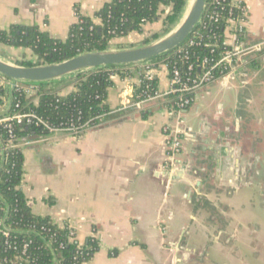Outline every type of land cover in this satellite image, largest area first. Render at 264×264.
<instances>
[{
  "label": "crops",
  "instance_id": "obj_1",
  "mask_svg": "<svg viewBox=\"0 0 264 264\" xmlns=\"http://www.w3.org/2000/svg\"><path fill=\"white\" fill-rule=\"evenodd\" d=\"M109 1L0 0V29L37 25L65 39L78 14L92 17ZM247 8L246 36L264 39V0H248ZM0 57L38 60L2 43ZM257 61H241V76L198 93L182 115L183 150L170 171L162 127L175 120L154 106L145 118L132 114L75 138L54 135L37 142L46 143L41 150L27 146L20 190L31 212L69 225L79 244L97 240L82 264H264V55ZM157 79L166 90L164 68ZM112 81L107 104L115 110L133 99L136 75L115 73Z\"/></svg>",
  "mask_w": 264,
  "mask_h": 264
},
{
  "label": "trees",
  "instance_id": "obj_2",
  "mask_svg": "<svg viewBox=\"0 0 264 264\" xmlns=\"http://www.w3.org/2000/svg\"><path fill=\"white\" fill-rule=\"evenodd\" d=\"M211 1L207 0L208 12L217 11L215 5H210ZM186 3L187 0H110L95 11L92 17L78 14L77 21L69 26L65 39L53 38L37 25L12 24L7 29H0V43L27 48L38 58L34 62L20 61L18 62L20 65L58 63L84 52L111 49L112 39L125 37L131 33L141 35L145 24L157 22L162 16V32L166 34L179 21ZM216 13L223 16L225 12ZM94 20H98L99 23H95ZM223 26L221 19L218 23L210 22L209 28L203 30L204 42L214 41L205 37L209 29L216 33V42H220L222 39L219 36L222 34ZM158 37V33H153L150 38L144 39L143 44ZM214 49L215 51L211 52L209 47L199 46L193 51L200 58L204 56L216 58L221 48L214 47ZM169 55V53L165 54L149 62L157 68L160 63L157 61L162 60L161 63L170 68L175 60L173 57L167 58ZM259 58L253 55L244 60L256 65ZM128 66L130 65L97 68L61 80L36 84L39 87L37 105L33 104L32 97L24 98L15 91L9 93L10 101L14 104L17 99L20 100L22 107L32 108L50 126L57 128L69 124L80 126L85 123L93 126L99 122V118L109 122L119 121L131 109L127 112L113 113L107 104V93L113 86L112 76L115 73L121 77L133 75L129 71H124ZM52 83H55V86ZM56 84L72 85L74 90L62 95ZM157 86V78L143 81L139 87L135 86L132 100H139L143 91L154 90ZM3 95H8V92L0 87V97ZM170 97L177 98L173 95ZM155 105L157 103L144 105L139 111L140 116L145 118L149 113L148 109L152 106L162 109V105ZM166 105L172 106L170 103ZM173 108H176L174 104ZM188 108L189 106L186 110ZM16 134L19 138H23L30 135L45 136L48 133L41 127L23 124L16 127ZM23 159L22 151H15L5 163L0 164V205L4 209L1 216L11 236L9 240L11 247L0 246L1 260L6 261L4 264H9L11 261H15V264H82L88 261L98 250V242L95 238H88L85 243L79 244L75 238L69 237L71 229L67 224L60 226L53 223L49 217H41L31 212L20 190ZM31 226H35L34 230ZM41 226L46 229L41 230ZM25 242H28V246L25 253L21 254ZM15 256H19V259L15 260Z\"/></svg>",
  "mask_w": 264,
  "mask_h": 264
},
{
  "label": "built area",
  "instance_id": "obj_3",
  "mask_svg": "<svg viewBox=\"0 0 264 264\" xmlns=\"http://www.w3.org/2000/svg\"><path fill=\"white\" fill-rule=\"evenodd\" d=\"M247 1L212 0L210 5H215V8L220 13L225 12L223 16L216 13L217 11L208 12L209 8L207 9L206 2L204 9L206 13L204 14L203 12L192 34L179 47L169 53L170 55L167 58L173 57L175 60L170 68L164 63L159 64L156 68L151 62L145 61L130 65L124 69V71H129L131 74L136 75V86L138 87L143 81L156 79L157 71L160 68H164L168 72L169 84L166 90H160L157 86L154 90L143 91L139 100L124 102L118 108L112 110L113 113H116L122 111L127 112L131 109L129 113L122 116L124 118L139 113L143 109V106L148 103L156 101L157 105L155 106L162 105V109L175 120L173 124H165L162 127L166 138L165 164L168 171L173 169L175 166L174 159L183 150L184 130L182 127V115L186 108L193 103L198 93L219 80L228 79L232 76H241L242 71L239 70L237 65L247 57L253 55L261 57L264 55V39L251 40L246 36V23L249 16ZM219 19L224 24L222 34L219 36L222 40L216 42V33L209 29L205 37H209V39H213L214 41L211 43L204 42L203 30L209 28L210 22L218 23ZM199 46L209 47L211 52L215 51L214 47L221 48V50L217 53L216 58H208L205 56L200 58L193 51L195 47ZM0 87L8 92V95L0 97V164L5 163L11 153L23 151L24 147L37 143L38 141H44L54 135L65 134L75 138L91 129L110 123L99 118V122L93 126L85 123L80 126L69 124L62 128L52 127L32 108L22 107L20 100L17 99L14 104L10 101L11 95L9 93L15 91L24 98L32 97L33 104L37 105L39 87L36 83H13L0 76ZM172 95L177 96V98L173 99V97H170ZM168 103L172 104V106H165ZM173 104L176 108H173ZM23 124H32L36 127H41L48 134L45 136L38 135L39 138L36 139L29 138L33 135L19 138L16 134V127ZM3 211L4 209L0 205V246L11 247L9 243L11 238L10 230L4 225L3 217L1 216ZM67 226L71 229L69 237L73 239L74 230L69 225ZM34 228L35 226H31V229L34 230ZM40 229L45 230L46 227L41 226ZM27 246L28 242L23 243L21 254L25 253ZM1 259L0 264H4L6 261ZM14 259H19V256H15ZM9 264H15V261H11Z\"/></svg>",
  "mask_w": 264,
  "mask_h": 264
},
{
  "label": "water",
  "instance_id": "obj_4",
  "mask_svg": "<svg viewBox=\"0 0 264 264\" xmlns=\"http://www.w3.org/2000/svg\"><path fill=\"white\" fill-rule=\"evenodd\" d=\"M206 2L207 0H187L185 10L174 27L146 44L131 48L84 52L58 63L34 66L16 64L0 57V76L13 83L40 84L97 68L135 65L161 57L179 47L192 34L203 15ZM155 103L156 101L146 106ZM29 138L36 139L39 136L33 135Z\"/></svg>",
  "mask_w": 264,
  "mask_h": 264
},
{
  "label": "rangeland",
  "instance_id": "obj_5",
  "mask_svg": "<svg viewBox=\"0 0 264 264\" xmlns=\"http://www.w3.org/2000/svg\"><path fill=\"white\" fill-rule=\"evenodd\" d=\"M162 28H163V24H161V26L159 28H153V29L147 30L143 36L130 37L125 43L115 44L113 47H111V49L115 50V49L131 48V47L143 45L144 39L150 38L153 33H158L159 37L164 35V33L162 32ZM153 40L154 39H150L149 42H151ZM161 61L162 60H158L157 62L161 63ZM54 84L55 83H52V85H54ZM59 86H60V84H56V87H59ZM45 144H46L45 142H39V143H36L33 145H35L36 147H39V150H41V148H44ZM25 149H26V147L23 148V150H25Z\"/></svg>",
  "mask_w": 264,
  "mask_h": 264
}]
</instances>
